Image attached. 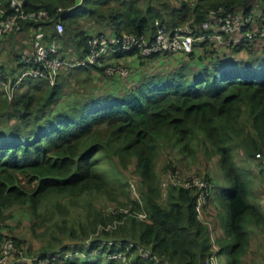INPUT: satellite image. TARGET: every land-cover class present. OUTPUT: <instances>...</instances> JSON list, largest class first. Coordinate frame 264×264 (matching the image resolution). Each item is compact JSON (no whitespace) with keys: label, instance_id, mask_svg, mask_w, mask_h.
Here are the masks:
<instances>
[{"label":"trees","instance_id":"1","mask_svg":"<svg viewBox=\"0 0 264 264\" xmlns=\"http://www.w3.org/2000/svg\"><path fill=\"white\" fill-rule=\"evenodd\" d=\"M23 1L27 10H46L48 18L40 22L46 34L55 33L54 19L63 22L58 41H65L66 55L85 54L88 38L107 29L115 34L128 32L151 38L155 20L170 29L192 17L190 24L198 33L207 12L219 6L243 14L257 12L258 27H264V0ZM9 2L0 0V6L9 9ZM81 19L101 26L95 32L94 26L82 29ZM35 25L27 23L29 28ZM233 36L225 35L227 50L222 55H218L217 45L208 41L198 42L186 54L141 57L134 50L116 51L115 56L134 53L141 60L174 54L179 57L169 67L149 69L135 82L114 90L93 94L91 84L86 85L88 80L77 79L79 71L90 68L113 76L105 72L104 64H95L64 71L53 85L28 78L12 100L0 92V207L28 205L34 210L47 195L104 191L105 180L96 168L101 149L119 152L123 162L126 157L133 158L140 179L137 185L144 199L146 220H138L132 213H99L91 230L97 223L106 225L116 218L119 225L102 233L113 239L74 242L37 255L56 256L49 264H124L103 256L117 251L120 242L132 243V251L136 245L149 246L161 257L160 262L136 257L144 264H203L209 256L219 258L222 246L217 252L212 250L209 229L197 217L196 190L169 186L165 205L157 201L160 186L153 163L159 137L165 135L174 145L184 147L196 139L198 145L219 155L221 173L230 181V187L221 193L226 211L224 231L232 240L224 264H239L248 244L249 222L263 220L258 203L251 201L255 192L250 182L255 173L264 178L263 161L256 156L264 154V50L252 52L264 46V41L260 42L264 38L249 40L242 32L234 41ZM244 51L248 53L245 57L241 55ZM68 84L86 95L57 108ZM235 146L242 149L245 160L253 159L255 164L241 169L233 157ZM210 202L211 196L207 204ZM133 204L140 209L137 202Z\"/></svg>","mask_w":264,"mask_h":264},{"label":"rangeland","instance_id":"2","mask_svg":"<svg viewBox=\"0 0 264 264\" xmlns=\"http://www.w3.org/2000/svg\"><path fill=\"white\" fill-rule=\"evenodd\" d=\"M191 20L192 17H189L185 20H180L176 25L186 24ZM80 21V28L88 29L94 26L93 32L99 28L98 26H101V24L96 25L93 21H84L82 19ZM241 34L242 31L236 37L240 38ZM262 41L264 39H261L260 42ZM61 43L63 46L62 54L66 55L65 41L62 40L59 44L61 45ZM210 43L213 44V42ZM17 45H19V42L15 40V34L0 38V52L6 49L17 50ZM226 50L224 44H217L218 55H222ZM261 50H264L263 45H259L258 49L254 48L252 52L259 54L262 52ZM241 55L245 57L248 53L244 51ZM101 65L103 64H99L98 66ZM90 84V81L86 83L89 86ZM68 86L67 91H65L66 95L57 108L67 107V104L76 103L79 99L85 97L84 91H79L75 85L68 84ZM23 88L24 86L21 84L18 89L22 90ZM92 88H94V85H92ZM159 141V148L155 154L153 163V169L160 186V195L157 201L161 205H165L166 191L169 186L165 189L162 188V180L164 175L170 171L176 172L182 177L196 175L208 179L207 176H209V181L211 180L210 182H212L210 192L212 202L209 205L207 204V215H203L201 222L209 229L213 244L212 250L217 252L220 246L223 248L219 260L216 257L217 260L220 263L223 260L227 261L229 258L228 246L232 243V240L226 237L224 231L222 219L226 216V211L223 210L221 193L230 187V181L224 178L221 173L218 164L219 155L211 149L208 150L198 145L196 139L188 142L186 147L182 144L174 145V142L165 135L159 137ZM233 157L241 169L255 164L253 159L245 160L242 149L237 146L233 149ZM262 157H264V154H262ZM97 159L98 164L96 168L106 183L104 191L83 192L78 196L67 194L47 195L38 202L34 210L28 205H13L7 208L0 207V232L5 237H10L13 242H16L14 246L16 250L23 252V256H26V254L37 255L46 249L47 251L56 250L74 242L92 239H113L112 237H104L102 233L106 230L111 232L119 225V221L116 218L111 222H107L106 225L97 223L95 229L91 230V225L96 223V215L99 213L106 214L112 211L114 214L121 213L126 215L128 213L143 212V217H136L138 220H146L148 216L143 196L140 194L139 186L137 185L138 181L140 184V179L136 174L133 158L126 157V161L123 162L120 161L119 152L111 149H101L97 153ZM172 167H174V170H170ZM263 179L255 173L251 178L250 185L253 188V192H255L251 196V201L255 203L262 202L264 205ZM22 183L26 185L25 180H22ZM260 188H263L262 192L261 190L259 192ZM135 191L136 195H134ZM134 202H137L140 206L139 210L134 208ZM125 208H128L129 211H122ZM260 222L264 223V220ZM260 222L250 221L247 226L248 244L242 254L243 258L249 259L250 255L255 254V250L258 247L264 249V227L259 226L260 224L262 225ZM258 228H260V231ZM66 254L70 256L73 253ZM17 257L18 255H12L6 264H16Z\"/></svg>","mask_w":264,"mask_h":264},{"label":"built area","instance_id":"3","mask_svg":"<svg viewBox=\"0 0 264 264\" xmlns=\"http://www.w3.org/2000/svg\"><path fill=\"white\" fill-rule=\"evenodd\" d=\"M23 0H10L9 9L0 6V37L9 36L21 32L27 23L36 25L29 28L26 39L28 45L22 48L17 55V67L14 72H6L0 64V92L9 100H12L19 91L20 85L28 78L43 79L51 85L55 84L61 73L80 65H105V72L109 75L124 77L129 68L109 61V56L116 51L134 50L141 57H149L153 54L166 53H190L198 42L208 41L217 44L226 43L225 35H234L232 40L237 41L235 34L240 31L246 39L264 38V27H258L259 15L257 12L243 14L239 10H226L217 7L209 10L206 19L199 26L196 33L191 22L178 24L168 29L155 20V31L151 38L145 35L122 32L115 34L107 31L94 34L88 38V49L83 55L62 54V47L58 42L63 33V22L60 19L53 20L55 33L46 34V29L40 22L48 18L44 9L27 10L23 6ZM105 62V63H104ZM21 90V89H20ZM264 163L262 153H257ZM134 182V181H133ZM132 182V183H133ZM134 184V183H133ZM132 184V186H133ZM162 188L168 186L182 187L196 190V205L198 219L204 215V206L212 189V182L196 175L182 177L176 172H168L162 180ZM136 195V191L135 194ZM122 211H129L128 208ZM135 216L143 217V212H135ZM109 244H112L110 241ZM118 250L104 253L106 260L116 259L124 264H144L136 261V257L143 260L160 262L161 257L153 252L149 246L133 244L122 245L118 243ZM18 255L16 264H49L56 260L54 255H27L23 256L21 250H16L12 238L0 233V264H6L12 255ZM68 256V255H67ZM66 256V257H67ZM203 264H219L216 256L207 257Z\"/></svg>","mask_w":264,"mask_h":264},{"label":"crops","instance_id":"4","mask_svg":"<svg viewBox=\"0 0 264 264\" xmlns=\"http://www.w3.org/2000/svg\"><path fill=\"white\" fill-rule=\"evenodd\" d=\"M29 32H30V29L27 28L23 30V32H19L15 34V40L19 42V45H17L18 46L17 50L6 49L0 52V64H1V67L6 72L15 71L17 67V61H16L17 55L16 54H18L20 49L27 46L26 39L29 35ZM178 57H179V54H174L172 56L165 57V58L155 57L153 59L141 60L134 53L127 54L124 56H115V54H111L109 56V61L117 63V64H122L126 66L127 68H129V72L126 76L124 77L104 76L101 72H99V70L90 68V71H87V70L79 71L77 73V79L90 81L91 86L94 85V88H92V92L93 94H96L100 91L104 92L107 90H114L124 85L131 84L135 82L136 80H138L139 78H141L143 76V73L149 69L167 68L171 64H174ZM258 206L260 208L261 217L264 220V205L262 204V202H259ZM259 226L264 227V223H262V225L260 224ZM258 229L260 231V228ZM218 262L219 264H224L223 262L225 261L223 260V262L221 263L220 261ZM239 264H264V249H261L258 247L257 250H255V254L252 256L250 255L249 259L245 257L243 258L241 255Z\"/></svg>","mask_w":264,"mask_h":264}]
</instances>
